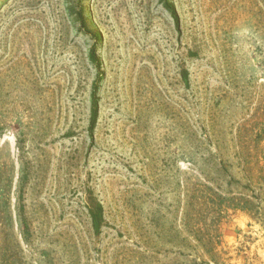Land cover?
Here are the masks:
<instances>
[{
    "label": "rangeland",
    "instance_id": "obj_1",
    "mask_svg": "<svg viewBox=\"0 0 264 264\" xmlns=\"http://www.w3.org/2000/svg\"><path fill=\"white\" fill-rule=\"evenodd\" d=\"M165 1L0 0V264H264V0Z\"/></svg>",
    "mask_w": 264,
    "mask_h": 264
},
{
    "label": "trees",
    "instance_id": "obj_2",
    "mask_svg": "<svg viewBox=\"0 0 264 264\" xmlns=\"http://www.w3.org/2000/svg\"><path fill=\"white\" fill-rule=\"evenodd\" d=\"M164 6L167 9V11L170 13V16L177 28L178 31H180V17L178 15V12L176 10L175 5L169 1L166 0L164 2ZM90 61L95 65L99 72V76L97 80L95 81L92 92H91V121H90V127H89V136L91 141H94V130L95 126L98 121L99 117V84L101 81L102 76V70H101V63L97 57L95 48H92L90 52ZM186 84L189 83V77L188 74L184 76ZM90 217L92 220V225L96 233H99L101 231V228L104 224V212L103 207L100 204H97L94 208H91L90 210Z\"/></svg>",
    "mask_w": 264,
    "mask_h": 264
}]
</instances>
